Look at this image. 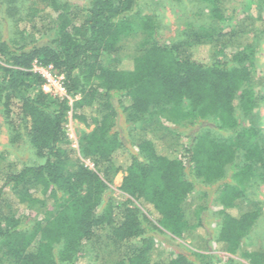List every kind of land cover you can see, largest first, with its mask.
Wrapping results in <instances>:
<instances>
[{
	"label": "trees",
	"instance_id": "obj_1",
	"mask_svg": "<svg viewBox=\"0 0 264 264\" xmlns=\"http://www.w3.org/2000/svg\"><path fill=\"white\" fill-rule=\"evenodd\" d=\"M143 1L0 0V108L10 143L24 140L35 161L9 164L0 177V264H86L85 246L104 234L112 250L127 247L116 264H219L215 254L179 245L172 255L161 245L196 232L217 253L234 254L250 234L258 213L240 212L236 202L254 183L264 185L254 51L227 26L220 0H204L209 23L170 42ZM247 26L264 35V17ZM34 65L61 76L72 103L44 93ZM67 112L92 128L78 153L104 165L103 177L70 158ZM119 118L141 133L136 153L127 151ZM122 158L116 193L107 182ZM4 160L0 154V168ZM211 186L221 206L212 232L205 207L192 225L184 207L190 193ZM47 200L52 210L24 227L23 214ZM242 257L264 264L263 252Z\"/></svg>",
	"mask_w": 264,
	"mask_h": 264
},
{
	"label": "rangeland",
	"instance_id": "obj_2",
	"mask_svg": "<svg viewBox=\"0 0 264 264\" xmlns=\"http://www.w3.org/2000/svg\"><path fill=\"white\" fill-rule=\"evenodd\" d=\"M72 5L81 6L85 0H65ZM221 8L224 16L228 18V27L235 28L241 34L240 40L244 44L250 46L254 51V70L252 73L250 86L257 94L255 108L253 110L254 122L259 130V140L264 149V35L251 34L244 32L249 28L247 26L251 18L264 17V0H220ZM209 4L204 0H144L141 9L144 14H149L157 18L159 23V37L164 42H170L180 36V34L188 26H197L211 21L209 19ZM128 49H131L129 46ZM50 68H42L34 65L33 72L42 75L45 79V84L42 87L44 93L49 95L62 97L67 99L68 103H72L74 98L65 97L57 84L59 77L56 73L49 71ZM48 75L53 78L54 82L50 85L47 83ZM64 129L69 141V154L72 160L80 159L85 166L91 171L103 177L104 165H95L93 160L84 159L78 153V142L83 133H88L92 128H86L81 123L75 121L71 117V113L67 112L64 122ZM117 129L121 131L123 141L127 142L128 152L136 153V141L140 138V131L134 126L128 125L123 118H119L117 122ZM176 130V129H175ZM185 138H182L180 143H185ZM179 145V144H178ZM179 153L180 147H176ZM130 153V152H129ZM0 154L5 157L4 162L0 168V177L2 173L7 170L9 164L14 162H24L30 164L34 161V155L31 148L21 140L17 144L10 143L9 131L7 129L5 119L0 108ZM119 165L122 170L118 171L109 182L107 187L110 191L118 192L121 186L125 172L123 171L126 163L125 159L119 160ZM215 186L210 188L201 187L194 193H190L184 201V207L188 211L190 225L194 222V211L197 208L205 207L204 211V225L207 231L212 232L216 230L219 223V212L221 206L218 202V195L215 192ZM207 193V196L203 195ZM119 193V192H118ZM54 203L47 200L44 206L35 207L27 210L23 215V226L32 229L34 224L41 221L46 212L52 210ZM236 207L240 212L256 211L258 218L246 239L242 242L240 248L234 254L217 253L215 245L211 238H205L199 233H191L186 235L183 239L170 238L167 242L161 245L165 250L175 255L181 251L179 245L189 248L191 250L199 251L203 254H215L219 259V264H229L228 260L247 264V259L242 255L251 252L264 253V185L261 183H254L245 193L243 199L236 202ZM172 239V240H171ZM159 244V242H158ZM111 243L108 240L107 234H104L99 240L89 243L85 246V260L86 264H116L121 260L127 252V247L120 246L116 250H112ZM110 247V248H109Z\"/></svg>",
	"mask_w": 264,
	"mask_h": 264
},
{
	"label": "built area",
	"instance_id": "obj_3",
	"mask_svg": "<svg viewBox=\"0 0 264 264\" xmlns=\"http://www.w3.org/2000/svg\"><path fill=\"white\" fill-rule=\"evenodd\" d=\"M51 69H49V71H50ZM54 78L55 79H57V84H58V86H59V89H60V91L62 92V93H64L65 94V92H64V89H63V87H62V77L61 76H59V77H55L54 76ZM47 83L50 85L51 83H53L54 82V80H53V78H51L49 75H48V77H47Z\"/></svg>",
	"mask_w": 264,
	"mask_h": 264
}]
</instances>
